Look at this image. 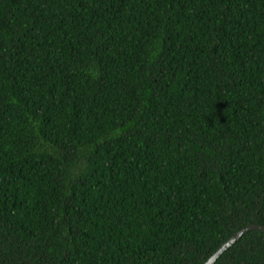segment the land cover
<instances>
[{"label": "trees", "instance_id": "16d2710c", "mask_svg": "<svg viewBox=\"0 0 264 264\" xmlns=\"http://www.w3.org/2000/svg\"><path fill=\"white\" fill-rule=\"evenodd\" d=\"M251 224L264 0H0V264H205Z\"/></svg>", "mask_w": 264, "mask_h": 264}, {"label": "water", "instance_id": "95a60500", "mask_svg": "<svg viewBox=\"0 0 264 264\" xmlns=\"http://www.w3.org/2000/svg\"><path fill=\"white\" fill-rule=\"evenodd\" d=\"M252 231H260L264 233V226L258 224H251L241 231L235 233L227 243L220 247V249L205 263V264H215L217 260L231 247H233L242 237L243 235L252 232Z\"/></svg>", "mask_w": 264, "mask_h": 264}]
</instances>
